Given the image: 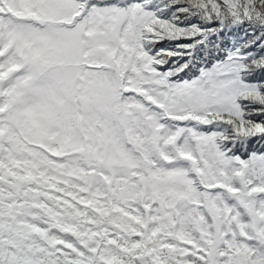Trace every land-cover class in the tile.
Masks as SVG:
<instances>
[{
  "label": "snow or ice",
  "instance_id": "1",
  "mask_svg": "<svg viewBox=\"0 0 264 264\" xmlns=\"http://www.w3.org/2000/svg\"><path fill=\"white\" fill-rule=\"evenodd\" d=\"M0 264H264V0H0Z\"/></svg>",
  "mask_w": 264,
  "mask_h": 264
}]
</instances>
